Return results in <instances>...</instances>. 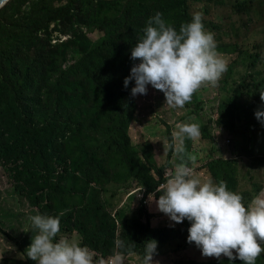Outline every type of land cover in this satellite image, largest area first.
Wrapping results in <instances>:
<instances>
[{
    "label": "trees",
    "instance_id": "trees-1",
    "mask_svg": "<svg viewBox=\"0 0 264 264\" xmlns=\"http://www.w3.org/2000/svg\"><path fill=\"white\" fill-rule=\"evenodd\" d=\"M259 1L264 4L9 0L0 8V264H36L24 252L33 236L30 217L36 213L58 216L57 238L77 239L103 264L110 257H120V264H143L148 239L157 241L153 264H242L223 254L202 256L187 242V220L155 227L143 202L149 195L159 197L157 189L163 190L181 163L204 177L207 168L205 178L239 193L245 206L264 191V125L254 115L264 89V42L241 34L235 21H219L212 11L213 5L223 3L237 14L249 13ZM157 11L177 31L193 13H200L226 64L215 84L204 82L197 89L210 96L208 102L193 101V111L207 123L199 138L184 136L175 164L174 128L161 113L152 114L167 126L162 165L153 145L147 140L134 144L130 133L141 101L152 104L155 91L133 97V83L127 88L123 84L135 63L130 50ZM207 105L209 111L216 110L215 119L202 113ZM222 131L230 134L235 158L216 157L213 149L199 163L194 157L198 142L213 141ZM241 166L248 167L243 175ZM110 185L129 201L140 188L137 216L113 205L106 196ZM256 264H264V253Z\"/></svg>",
    "mask_w": 264,
    "mask_h": 264
},
{
    "label": "clouds",
    "instance_id": "clouds-1",
    "mask_svg": "<svg viewBox=\"0 0 264 264\" xmlns=\"http://www.w3.org/2000/svg\"><path fill=\"white\" fill-rule=\"evenodd\" d=\"M130 59L135 63L123 81L125 88L133 83L130 94L145 95L151 86L164 94V105L177 108L190 101L202 83L215 84L226 70L225 61L216 52L214 34L205 30L198 12L177 31L157 11L137 37ZM259 94L261 106L254 115L264 125V89ZM176 128L173 135L181 140L200 135L195 123L177 124ZM177 152H183V147H177ZM157 191V209L173 222L171 226L189 222L187 242L194 243L202 256L219 258L223 254L242 264H256V258L264 253V191L245 206L239 193L223 182L201 183L183 163L175 166L163 190ZM153 198L149 195L150 201ZM30 221L33 236L24 252L36 264H103L102 260L94 261L93 253L77 239L57 238L58 216L36 213ZM144 243L143 264H153L157 241L148 239ZM110 261L120 264V257L116 261L110 257L107 264Z\"/></svg>",
    "mask_w": 264,
    "mask_h": 264
},
{
    "label": "rangeland",
    "instance_id": "rangeland-1",
    "mask_svg": "<svg viewBox=\"0 0 264 264\" xmlns=\"http://www.w3.org/2000/svg\"><path fill=\"white\" fill-rule=\"evenodd\" d=\"M256 5L253 10L249 13L237 14L233 11V8L226 7L223 3H217L212 6V11L214 12L216 18L221 22H230L235 21L237 25L240 27V33L245 34L250 37H259L260 41L264 42V29L261 28L262 23H264V4L260 1L255 3ZM263 18V19H262ZM264 50V48H262ZM151 86H149V92L151 91ZM153 93V103L150 105H145L143 101L142 109L139 110L137 119L133 122L130 128V133L132 137V141L134 144H138L140 140L149 141L154 148L155 159L158 165H162L166 161L167 151H168V143H167V126L163 124L158 118L154 117L152 114L156 111L161 113V117L167 120L174 128V132L178 131L176 128L177 124L183 123H195L199 126V129L202 128L203 125L207 123L206 118H201L197 115V111L194 110V100L201 99L202 102H208L210 96L204 90H196L192 96L190 101L186 102L183 107H171L168 105H164V94L154 89ZM141 95H138V97ZM152 94L149 95V100H151ZM202 113H206L209 116H212L213 119L216 118V110L213 112L209 111L208 105L205 108V111ZM151 115V116H150ZM147 117V118H145ZM216 128L212 130V134H215ZM200 136V135H199ZM199 136L197 138H199ZM176 148L175 153L172 158V163L175 164L177 159V147H183L184 137H176ZM231 144V146H230ZM215 151L214 156H221V154H228L235 158V153H231L230 150H233V146L230 140V134L228 131H222L219 136H215L213 141L211 140H203L199 141L197 148L194 152V157L199 160V163H204V161L208 160V154L211 150ZM189 167L193 175L197 179L200 180L201 183L208 182L205 178L208 176L207 168L204 170L205 177L203 176V172H200L193 167ZM248 167L241 166L240 175H243L245 170ZM245 182V181H244ZM114 185H110L108 189V193L106 196L109 200L113 202V205L117 207L119 210H123L125 214L129 217L137 216L139 214L138 208L141 205L140 198H142L143 194L140 193V188L135 189L133 191L135 198L133 201H129L127 196L123 198L118 193L117 189L113 188ZM154 197V196H153ZM155 198L153 200L147 201V197L144 200V205L148 206L147 209L153 215V223L154 226H162L164 227L168 222H170L168 216L157 209ZM130 202V203H129ZM114 206V210L116 207ZM133 206V207H132ZM146 208V207H145ZM196 253V252H195Z\"/></svg>",
    "mask_w": 264,
    "mask_h": 264
},
{
    "label": "water",
    "instance_id": "water-1",
    "mask_svg": "<svg viewBox=\"0 0 264 264\" xmlns=\"http://www.w3.org/2000/svg\"><path fill=\"white\" fill-rule=\"evenodd\" d=\"M9 0H0V8L6 3L8 2Z\"/></svg>",
    "mask_w": 264,
    "mask_h": 264
},
{
    "label": "built area",
    "instance_id": "built-area-1",
    "mask_svg": "<svg viewBox=\"0 0 264 264\" xmlns=\"http://www.w3.org/2000/svg\"><path fill=\"white\" fill-rule=\"evenodd\" d=\"M110 263L112 264V262L110 261Z\"/></svg>",
    "mask_w": 264,
    "mask_h": 264
}]
</instances>
